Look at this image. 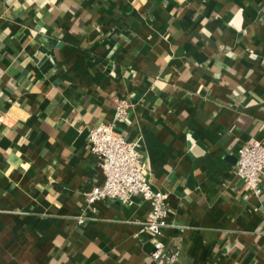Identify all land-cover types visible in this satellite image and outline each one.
Segmentation results:
<instances>
[{"label":"crops","instance_id":"crops-1","mask_svg":"<svg viewBox=\"0 0 264 264\" xmlns=\"http://www.w3.org/2000/svg\"><path fill=\"white\" fill-rule=\"evenodd\" d=\"M122 100L174 264H264V193L236 174L264 141V0H0V264H155L147 200L86 201L88 130Z\"/></svg>","mask_w":264,"mask_h":264},{"label":"built area","instance_id":"built-area-1","mask_svg":"<svg viewBox=\"0 0 264 264\" xmlns=\"http://www.w3.org/2000/svg\"><path fill=\"white\" fill-rule=\"evenodd\" d=\"M127 108L126 101H118L112 121L99 123L88 130V148L97 158L104 181L86 194V201L88 204L102 199L129 202L134 195H141L150 204L139 228V232L151 236L150 258L155 264H174L179 249L162 240L169 213L168 193L152 186L139 139H127L119 130L126 119ZM236 174L253 195L264 193L261 187L264 141L252 139L237 149Z\"/></svg>","mask_w":264,"mask_h":264}]
</instances>
